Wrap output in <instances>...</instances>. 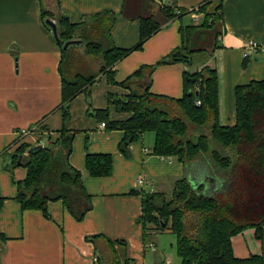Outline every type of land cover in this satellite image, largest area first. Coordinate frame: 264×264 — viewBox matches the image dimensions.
I'll use <instances>...</instances> for the list:
<instances>
[{"label":"crops","instance_id":"obj_1","mask_svg":"<svg viewBox=\"0 0 264 264\" xmlns=\"http://www.w3.org/2000/svg\"><path fill=\"white\" fill-rule=\"evenodd\" d=\"M202 2L0 0V264H106L113 255L120 259L126 255L129 264H159L165 260L159 258L154 248L157 238L149 234V230L156 231L137 220L141 214V194L162 192L168 196L177 178L187 177L190 182L196 176L204 179L209 174L206 165L199 161L184 165L172 156L155 154L153 131L138 133L128 145V154H123L119 148L123 131L101 127L103 121L91 113L107 109L110 120L128 118L131 112L116 110L108 103L106 94H128L129 89L119 82L179 46L180 28L203 21V14L197 12ZM160 5L170 6L175 16L150 35L140 49L130 51L112 66L116 83H108L102 73L86 91L76 94L70 100L69 116L64 119L58 108L61 52L45 22L50 17H43L42 12H51L53 19H50L54 22L64 15L71 23H77L96 13L112 11V41L117 47L130 48L139 39L137 17L152 13ZM221 12V32L215 47L210 52L195 53L192 66L181 62L156 66L149 91L180 98L184 70L210 65L218 76V121L230 126L235 122V87L264 79V0H222ZM248 39L258 41L262 49L244 57L243 47ZM75 46L80 47L81 42L70 47L74 53ZM200 54L204 57L196 60ZM36 123H40L37 132L17 136L16 131ZM62 128L73 131L68 160L79 171L80 180L91 195L92 208L80 221L70 215L61 200L47 202L49 217L41 210L22 208L17 200L18 185L26 177V168L14 161L17 148L22 144L26 149L38 143L43 146L42 137L46 135L50 143L56 142ZM26 149L23 155L27 154ZM101 153L111 155V172L93 176L86 168V156ZM95 234L120 239L125 246L110 245L102 238L95 241L86 238ZM231 247L238 258L264 256V226L261 239L256 238L253 228H246L231 237Z\"/></svg>","mask_w":264,"mask_h":264},{"label":"trees","instance_id":"obj_2","mask_svg":"<svg viewBox=\"0 0 264 264\" xmlns=\"http://www.w3.org/2000/svg\"><path fill=\"white\" fill-rule=\"evenodd\" d=\"M221 2L203 0L197 8V12L203 14V21L180 28L179 46L156 63L140 66L119 82L120 86L129 89L128 94H106L108 103L116 110L131 112L128 118L110 120L107 109H96L91 114L102 120L106 128L123 131L119 145L123 154H128V145L138 133L153 131L155 154L172 156L184 165L195 161L206 165L209 174L204 179L196 176L195 181L190 182L187 177L177 178L168 196L162 192L141 194V214L137 220L151 225L154 231H172L182 264H264L262 254L238 258L231 247V237L246 228H253L256 238H262L264 79L235 87V122L230 126L218 121V76L210 65L184 70L180 98L149 91L151 74L156 66L175 62L192 66L195 53L210 52L215 47L216 37L221 32ZM46 15L49 13L43 11L42 16ZM174 16V10L167 5L139 15V39L130 48L117 47L112 41V11L96 13L77 23H71L64 15L58 16L57 34L61 39L57 41L61 52V101L58 108L63 118L69 116L70 100L86 91L101 72L105 71L108 83H116L114 70L108 67L130 51L140 49L150 35ZM69 39H80L87 54L100 57L102 67L89 74L80 70L66 72L64 59L73 44L66 49L62 44ZM72 55L77 56L76 52ZM67 67L71 70V62ZM197 100L200 104H196ZM39 130L45 132L43 127ZM73 136V131L62 128L56 142L50 143L46 135L42 137L44 145L26 155H23L24 144L17 148L14 161L26 168V177L19 183L17 194L22 208L38 209L49 217L47 202L61 200L64 208L78 221L92 208L91 195L86 192L79 171L68 160ZM111 164L108 153L86 156V168L93 176L110 174ZM86 238L91 241L102 238L110 245L125 244L120 239L111 240L102 234ZM108 264H129L128 257L125 255L120 259L113 255Z\"/></svg>","mask_w":264,"mask_h":264},{"label":"rangeland","instance_id":"obj_3","mask_svg":"<svg viewBox=\"0 0 264 264\" xmlns=\"http://www.w3.org/2000/svg\"><path fill=\"white\" fill-rule=\"evenodd\" d=\"M51 14L52 13L50 12L49 15H46L45 17L48 16V17L53 19V17H51ZM55 20H56V18H55ZM74 51H76L77 54L80 53L81 55H77L75 57L74 55H72V48H68V55H66L65 59H64V67H65L66 72L68 70V71L74 73V71H77L76 68L77 69L82 68L83 72H97L98 69L102 67V65H101L102 63L100 61H98L99 60L98 56L92 57V56H83L82 55L83 53L87 54L84 50L83 45H81L80 47L75 46ZM199 53H201V52H199ZM74 57H75V59H73ZM202 57H204V54H200V56H198L196 58V60L201 59ZM196 60H195V62H196ZM69 62H71V64H72L71 70H69L67 67ZM84 66H86V67L88 66V68H86ZM108 69L113 70L112 67H108ZM102 73H104L106 78H107L105 71L101 72L100 74H102ZM100 74H98V75H100ZM136 81H140V80H136ZM110 84H112V83H110ZM34 125H32V126H34ZM150 231L151 230H149V234L155 235V237L157 238V240L154 244V248L156 249L157 253L159 254V258L160 259L165 258V260H170L172 262V264H182L180 258L177 255L176 237L173 234V232L170 231L169 229H163L161 231H156V232H153V231L150 232ZM158 254H157V256H158ZM151 256H153V255H151ZM106 264H108V261Z\"/></svg>","mask_w":264,"mask_h":264},{"label":"built area","instance_id":"obj_4","mask_svg":"<svg viewBox=\"0 0 264 264\" xmlns=\"http://www.w3.org/2000/svg\"><path fill=\"white\" fill-rule=\"evenodd\" d=\"M260 49H262V45L258 41L254 40V39H248L245 42L244 47H243V55H244V57H247L249 54L256 52ZM196 104H200V101L197 100ZM39 126H40V123H38V124L36 123L32 127H28V128H24V129H20V130L16 131V134L18 137H22V136H25V135L33 132V131L37 132ZM100 126L105 127L104 122H101ZM141 182H142V179L139 178L138 183H141ZM94 260L96 261V258ZM159 264H172V262L170 260H164Z\"/></svg>","mask_w":264,"mask_h":264},{"label":"water","instance_id":"obj_5","mask_svg":"<svg viewBox=\"0 0 264 264\" xmlns=\"http://www.w3.org/2000/svg\"><path fill=\"white\" fill-rule=\"evenodd\" d=\"M45 22L51 27V31L53 33V36H54L55 40L56 41H61V39L58 37V34H57V26H56L55 22L52 21L49 18H47L45 20ZM80 42H81L80 39H69V40L63 42L62 48L63 49H66L68 45L75 44V43H80ZM41 147H42V145L40 143L35 144V145L29 147L28 150H27V152L33 151V150L38 149V148H41Z\"/></svg>","mask_w":264,"mask_h":264}]
</instances>
